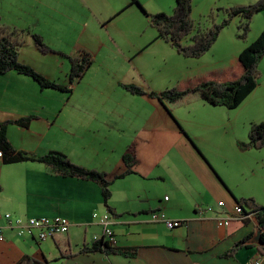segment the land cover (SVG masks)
I'll use <instances>...</instances> for the list:
<instances>
[{
	"label": "crops",
	"instance_id": "1",
	"mask_svg": "<svg viewBox=\"0 0 264 264\" xmlns=\"http://www.w3.org/2000/svg\"><path fill=\"white\" fill-rule=\"evenodd\" d=\"M137 1L141 8L132 0H0L3 23L40 35L64 55L40 53L27 34L20 62L72 89V94L42 89L14 71L0 76V123L36 117L27 128L10 125L8 141L20 153L61 152L106 174L114 210L105 207L96 183L57 176L38 162L5 164L0 156V227L6 226V214L71 223L67 234L44 242L4 228L0 264H17L25 256L51 264H264L251 220L226 227L217 221L243 198L264 207V154L238 148L245 155L236 165L230 162L236 147L214 123L218 115L233 120V110L211 106L198 93L162 104L123 88L159 94L211 79H181L186 73L180 67L200 59L181 56L150 24L146 13L171 11L174 0L169 8L163 0ZM219 6L226 8L221 1L215 3ZM82 51L93 65L71 86L69 58L81 57ZM125 156L135 163L127 165ZM208 207L213 211L201 215ZM155 212L182 225L170 230L154 223ZM94 214H109L113 221L117 244L112 253L81 254L103 239Z\"/></svg>",
	"mask_w": 264,
	"mask_h": 264
},
{
	"label": "trees",
	"instance_id": "2",
	"mask_svg": "<svg viewBox=\"0 0 264 264\" xmlns=\"http://www.w3.org/2000/svg\"><path fill=\"white\" fill-rule=\"evenodd\" d=\"M133 3L139 4L137 0ZM175 7L172 15L166 13L148 14L151 26L157 30L159 38L170 44L177 52L188 59H201L216 44L222 31L227 28L236 17L242 18L238 30V38L246 40L250 30L253 17L264 12V0H258L255 4L247 6H237L231 8H217L211 10L206 16V23H197L192 16L193 0H174ZM141 7V6H140ZM223 12L226 18L221 23H216L218 13ZM30 35L35 42L38 51L44 55L59 54L52 50L44 39L31 31L18 30L2 22L0 19V76L9 72L32 78L42 89H52L63 93L72 94L70 87H63L53 82L32 67L20 62V50L25 44V35ZM64 56V55H62ZM264 57V30L260 36L239 55L236 76L222 81L208 80L201 81L195 86L178 90L176 88L167 89L159 94L147 93L143 88L137 86H123L129 93L137 96H149L156 98L160 103H175L190 94L198 93L203 100L214 107H225L229 110L239 108L243 102L255 91L261 76L259 64ZM71 70L69 82L72 86L79 82L93 65L92 57L85 51L81 52L79 58H69ZM36 117H29L18 121H6L0 123V151L2 152L5 164H17L23 162H38L43 164L50 173L63 178H75L83 181L96 183L102 189L105 207L109 212L114 210L109 205L111 199L112 181L107 179L106 174L97 170H89L73 163L61 152H50L44 156H34L16 151L7 138V130L10 125H19L27 128ZM241 150H261L264 149V121L251 125L249 132V142L240 143ZM124 161L132 166L135 159L125 156ZM129 174V173H127ZM126 174H123V178ZM2 188L0 186V194ZM246 214H251L247 220H251L262 232L264 241V207L257 204L252 199L237 200ZM246 221V220H245ZM264 255V247L259 248ZM112 253V246L104 239L96 241L91 248H84L81 254L87 253ZM17 264H51L47 260L41 261L36 258L25 256Z\"/></svg>",
	"mask_w": 264,
	"mask_h": 264
},
{
	"label": "rangeland",
	"instance_id": "3",
	"mask_svg": "<svg viewBox=\"0 0 264 264\" xmlns=\"http://www.w3.org/2000/svg\"><path fill=\"white\" fill-rule=\"evenodd\" d=\"M147 1V0H145ZM163 6L165 8H169L172 1L163 0ZM221 1L222 6H225L227 9L228 7H237V6H247L250 4H255L256 0H193V9H192V16L193 19L197 23L208 24L206 23V16L213 10L215 7V3L219 4ZM141 8V7H140ZM174 8L171 5V11L168 9L166 13L168 15L173 14ZM263 13V12H262ZM258 13L256 14L252 21H251V30L246 38V40H241L238 38L239 34V26L242 23L241 17H236L232 20L231 24L225 28L216 44L213 48L200 60H194L193 65H189L187 69L181 71L185 74H181V79L188 78L187 76L192 75L195 78H199L201 80H210L219 81L218 78H231L233 79L236 76V72L238 71V58L240 53L250 46L262 33L264 30V14ZM118 18V17H117ZM226 16L223 12L218 13V17L216 18V23H221ZM116 18L109 20L105 23V27L114 21ZM125 19V18H120ZM117 19L116 21L120 20ZM104 27V28H105ZM179 67V65H178ZM232 71H231V70ZM259 70L261 73L258 86L255 91L243 102V104L233 110V120H228L229 117L223 116L222 118L220 115L215 116L217 120L214 121L216 126L222 127L225 136L231 137L232 144L234 145V158L230 156V162L234 161L236 165V161H238L242 155L238 150L240 143H248L249 142V132L251 125L254 123H261L264 121V57L262 58L259 64ZM180 84L183 81L179 80ZM178 84V83H177ZM172 89V88H171ZM178 89V88H177ZM179 90V89H178ZM221 109V108H220ZM232 122L231 124L228 123ZM225 128V129H224ZM240 149V148H239ZM241 150V149H240ZM249 153H254L253 155H260L264 154V149L255 150L250 149ZM244 151V150H241ZM246 153V154H249ZM231 154V153H229ZM258 204V203H257ZM53 240V239H51Z\"/></svg>",
	"mask_w": 264,
	"mask_h": 264
},
{
	"label": "built area",
	"instance_id": "4",
	"mask_svg": "<svg viewBox=\"0 0 264 264\" xmlns=\"http://www.w3.org/2000/svg\"><path fill=\"white\" fill-rule=\"evenodd\" d=\"M0 156H2V152H0ZM168 200V199H166ZM224 203H219V207H223ZM213 208L208 207L202 209L201 215H205L206 213H211ZM251 217V214H246L244 209L237 205L231 214H226L223 218H218V224L220 227L228 226L232 221H245ZM6 226L4 228H8L14 230L19 237H30L35 239L38 238L40 241H47L53 239L57 235L67 234L71 228V223L68 220L62 218H35V219H20L13 218L10 214L5 215ZM94 219H99V223L103 228V239L107 241L111 246H115L117 244L114 233L111 229L113 225V221L109 214H104L102 217L98 215H93ZM151 221L154 223H163L167 226L168 229L173 230L182 225V222L172 221L167 218V216L163 212H155L151 216ZM4 228L0 227V241L4 240L3 230ZM254 264H260L256 261Z\"/></svg>",
	"mask_w": 264,
	"mask_h": 264
},
{
	"label": "water",
	"instance_id": "5",
	"mask_svg": "<svg viewBox=\"0 0 264 264\" xmlns=\"http://www.w3.org/2000/svg\"><path fill=\"white\" fill-rule=\"evenodd\" d=\"M256 244L260 247H264L262 232L259 229L257 230Z\"/></svg>",
	"mask_w": 264,
	"mask_h": 264
}]
</instances>
